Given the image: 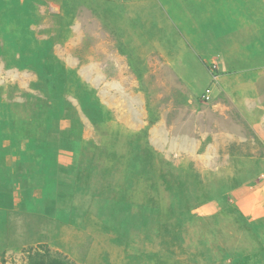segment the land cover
<instances>
[{"label":"rangeland","instance_id":"rangeland-1","mask_svg":"<svg viewBox=\"0 0 264 264\" xmlns=\"http://www.w3.org/2000/svg\"><path fill=\"white\" fill-rule=\"evenodd\" d=\"M223 259L264 264V0H0V264Z\"/></svg>","mask_w":264,"mask_h":264},{"label":"crops","instance_id":"crops-1","mask_svg":"<svg viewBox=\"0 0 264 264\" xmlns=\"http://www.w3.org/2000/svg\"><path fill=\"white\" fill-rule=\"evenodd\" d=\"M251 10H252V8H251ZM258 57H260V56H258ZM219 63H221V62H219ZM241 70L242 69H245V68H240ZM257 70V69H256ZM248 70H242V71H239V70H237V71H232L231 72V76L232 75H234V74H236V76L237 75H240V74H242V73H246ZM252 71V70H251ZM228 74V73H227ZM257 74H258V71H257ZM257 78H258V81H261L260 80V76H259V74H258V76H257ZM256 78V79H257ZM261 78H263L262 76H261ZM25 180V181H24ZM20 181H23V182H27L28 184H29V188H30V182H33V181H29V178H24L23 180L22 179H20ZM20 181H19V179L18 180H16L15 182H14V185H13V188L15 189V190H18V189H21V186H20ZM54 185V184H53ZM54 187H55V185H54ZM9 188H10V186H9ZM12 188V187H11ZM11 188L10 189H8V187H7V189H5L4 191V193L5 194H8L9 192H10V190H11ZM27 188H28V186H27ZM59 188V187H58ZM77 190H75V192H76ZM88 191V193L90 194V195H94L93 193H100L99 192V190L97 189V188H95V189H89V190H87ZM2 196V198L4 197V194H1ZM23 199L22 198H20V202L22 201ZM2 203H3V205L5 204V202L4 201H2ZM23 204V206L25 205V203L23 202L22 203ZM43 205H44V202H43ZM47 206H49L47 203H45V206L44 207H47ZM4 207H5V205H4ZM43 207V208H44ZM1 212H3V210L1 211ZM87 212H88V210H87ZM63 221V220H62ZM77 221H79V219H75L74 218V220L72 221V220H67V221H63V223L62 224H64V226H70V227H73V228H78V226H77ZM144 241H146V238H144L143 239ZM209 255H213V253H209ZM243 260V259H242ZM211 264V263H210ZM213 264H228L227 262H226V259H223V260H219L218 262H216V263H213ZM236 264H242V262L239 260Z\"/></svg>","mask_w":264,"mask_h":264},{"label":"trees","instance_id":"trees-1","mask_svg":"<svg viewBox=\"0 0 264 264\" xmlns=\"http://www.w3.org/2000/svg\"><path fill=\"white\" fill-rule=\"evenodd\" d=\"M127 193H129L128 191H127ZM56 261H53V263L52 264H70L69 263V261H66V260H59L58 262H56Z\"/></svg>","mask_w":264,"mask_h":264}]
</instances>
